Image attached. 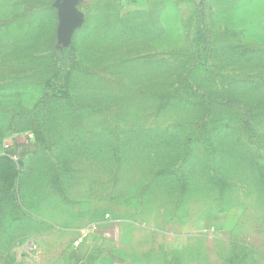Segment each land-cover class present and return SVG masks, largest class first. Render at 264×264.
<instances>
[{"label": "rangeland", "instance_id": "obj_1", "mask_svg": "<svg viewBox=\"0 0 264 264\" xmlns=\"http://www.w3.org/2000/svg\"><path fill=\"white\" fill-rule=\"evenodd\" d=\"M53 2L0 0V264H264V0H81L65 64Z\"/></svg>", "mask_w": 264, "mask_h": 264}, {"label": "trees", "instance_id": "obj_2", "mask_svg": "<svg viewBox=\"0 0 264 264\" xmlns=\"http://www.w3.org/2000/svg\"><path fill=\"white\" fill-rule=\"evenodd\" d=\"M203 6H202V10H203ZM68 49L63 50V51L57 50L55 52V56H57V58L59 59L60 64H65V62L67 61ZM204 52H205V54L208 53V47H206L204 49ZM205 62H207V59H205ZM196 70H197V67H193V71H196ZM189 88L191 89L190 92H189ZM175 90L180 92V93H185L186 95L187 94H191V95L196 94V90L195 91L192 90V88L187 86V84L185 82H181L179 85H177ZM188 97H189V95H188ZM204 111H205L204 115L206 116L209 113V107L207 105L204 107ZM254 117L255 116L251 117L249 114H246L244 116V120H243L244 121V123H243L244 127H246L249 123H251L252 119H254ZM249 127H250V125H248V128ZM15 132H16V130L12 127V124H11L10 127H8V129H6V131H3L0 133V139H3L8 134H11V136L13 138H15L17 136V135H15ZM15 139L17 141L19 140V139H17V137ZM15 139H13V140L15 141ZM29 149L30 148L26 147L24 150H25V152H30ZM11 154H9V151H8L7 154H4L6 157L4 159L9 160L10 158H12ZM20 172H21V168H19L16 171V173L14 175V180L11 183L9 182L8 184H6V186L0 191V204L13 203L15 208L21 209V206H20V188H21Z\"/></svg>", "mask_w": 264, "mask_h": 264}, {"label": "water", "instance_id": "obj_3", "mask_svg": "<svg viewBox=\"0 0 264 264\" xmlns=\"http://www.w3.org/2000/svg\"><path fill=\"white\" fill-rule=\"evenodd\" d=\"M81 0H54L51 7L56 11V48H70L74 33L83 25L84 14L80 11Z\"/></svg>", "mask_w": 264, "mask_h": 264}, {"label": "crops", "instance_id": "obj_4", "mask_svg": "<svg viewBox=\"0 0 264 264\" xmlns=\"http://www.w3.org/2000/svg\"><path fill=\"white\" fill-rule=\"evenodd\" d=\"M16 137H18V135L16 136ZM15 137V138H16ZM15 138H13V137H11V138H9V140H11V141H14L13 139H15ZM19 138V137H18ZM18 141L15 139V141H14V143H12V145H6V142H4V144L2 145V148H3V152L5 153V154H7V152L9 151V154H11V156H12V158H10L11 160H17V158H20L19 156H21V157H23L24 155V152H25V148H23L22 146V149L20 150V149H18L17 148V144L19 143H17ZM32 141H30L29 143H31ZM21 143H23L22 141H21ZM21 143H19V144H21ZM10 146V147H9ZM7 147V148H6ZM26 147L27 148H29V145H26ZM6 148V149H5ZM18 161V160H17ZM19 165H20V163H22V162H17Z\"/></svg>", "mask_w": 264, "mask_h": 264}, {"label": "built area", "instance_id": "obj_5", "mask_svg": "<svg viewBox=\"0 0 264 264\" xmlns=\"http://www.w3.org/2000/svg\"><path fill=\"white\" fill-rule=\"evenodd\" d=\"M25 139L27 140V141H32V139H33V135H31V134H27L26 136H25ZM85 236V233H82V235L80 236V237H78V239L75 241V244L77 245V244H79L82 240H83V237Z\"/></svg>", "mask_w": 264, "mask_h": 264}]
</instances>
